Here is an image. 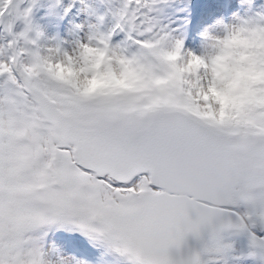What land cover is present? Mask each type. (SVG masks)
Listing matches in <instances>:
<instances>
[{"label": "snow or ice", "instance_id": "obj_1", "mask_svg": "<svg viewBox=\"0 0 264 264\" xmlns=\"http://www.w3.org/2000/svg\"><path fill=\"white\" fill-rule=\"evenodd\" d=\"M35 3L0 0V264H91L97 248L130 264H204L189 236L233 255L242 237L239 254L264 264V136L82 99L47 71L69 49L41 42ZM154 3L117 0L111 27L78 24L73 44L101 40L162 69L158 54L180 42L156 27Z\"/></svg>", "mask_w": 264, "mask_h": 264}, {"label": "clouds", "instance_id": "obj_2", "mask_svg": "<svg viewBox=\"0 0 264 264\" xmlns=\"http://www.w3.org/2000/svg\"><path fill=\"white\" fill-rule=\"evenodd\" d=\"M201 41L200 54L181 45L159 53L160 70L101 40L72 44L47 71L85 100L177 108L230 135L264 136V17L218 20Z\"/></svg>", "mask_w": 264, "mask_h": 264}, {"label": "rangeland", "instance_id": "obj_3", "mask_svg": "<svg viewBox=\"0 0 264 264\" xmlns=\"http://www.w3.org/2000/svg\"><path fill=\"white\" fill-rule=\"evenodd\" d=\"M52 1L54 2V0ZM55 1L59 2L64 8V11L59 16H52L50 14L52 5L50 0H36L37 4L35 3L32 6L31 20L37 30L42 33V43L52 45L58 41H64V47L69 49L77 37H83V32L77 29L76 25L86 22L95 23L96 18L100 16L103 17L102 31L107 30L113 23L111 16L108 14V9L113 7L117 3V0ZM199 1L201 0H155L153 11L151 12L156 27L168 33L170 43L179 41L182 50L191 51L196 54H200L202 51L201 33L206 28L214 27L218 21L212 20L206 22L203 27L196 29L198 35L196 38H189L187 29L184 27L185 14L189 13L192 8L197 7ZM244 1L237 0L235 3L237 5L240 4L237 12L227 17L226 21L225 17L221 18V20L227 22L234 16L245 19L252 18L248 2L247 0ZM23 6L21 5V7ZM85 6H87L86 11ZM116 35L118 38L114 40L113 44L120 43L122 39L121 33H116ZM234 248L237 250L236 255L225 253L220 250L221 242L208 238L201 251V259L204 264H255V261L251 257L239 254L241 250L245 249V242L242 237L235 241ZM109 251H111L112 257L108 258L106 263L103 260V263L100 264H130V261L126 257L112 250L97 248L96 251L92 250V253L95 255L102 252L109 253Z\"/></svg>", "mask_w": 264, "mask_h": 264}, {"label": "bare ground", "instance_id": "obj_4", "mask_svg": "<svg viewBox=\"0 0 264 264\" xmlns=\"http://www.w3.org/2000/svg\"><path fill=\"white\" fill-rule=\"evenodd\" d=\"M261 6H262V5H261ZM213 7H214V6H213ZM235 8H236V6L232 7L231 10H234ZM259 10L262 11V10H264V8L262 9V7H260ZM259 15H260V14L257 15V19L260 18ZM215 19H216V17H215Z\"/></svg>", "mask_w": 264, "mask_h": 264}]
</instances>
